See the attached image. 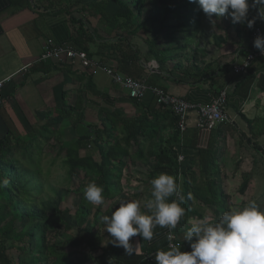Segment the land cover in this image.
<instances>
[{"label": "trees", "instance_id": "trees-1", "mask_svg": "<svg viewBox=\"0 0 264 264\" xmlns=\"http://www.w3.org/2000/svg\"><path fill=\"white\" fill-rule=\"evenodd\" d=\"M25 1L17 0L15 5L22 7ZM65 1L66 15L74 29V50L84 51L90 58L95 55L102 63H111L109 67L116 71L165 92L158 78L175 72L182 78L190 73L195 82L206 80L207 69H202L195 58L200 41L217 44L216 40L223 39V34L228 36L232 32L229 23L224 25L222 35L215 32L217 23L206 22L200 27L198 22L204 13L198 3L190 0ZM254 17V26L264 27L257 12ZM246 29L247 24H241L232 33L239 36ZM139 31L145 34V50L131 42ZM247 34L246 47L250 43ZM96 38L101 43L92 52L90 45ZM149 60H154L157 70L165 75L148 71L144 64ZM62 65L68 71L74 67L70 63ZM77 70L81 71L72 72L70 77L85 80V87L73 105L55 112L59 120L72 119V139H64L52 122L43 125L38 135L30 134L25 139L13 140L10 133L0 138V179L9 181L6 187L0 188V264H85L93 254L103 251L111 254L110 264H156V251L168 247V232L174 235L175 245L182 251H190L183 236L192 220L204 216L219 219L233 208L224 188L226 173L220 169L222 162L216 156L214 145L209 142L205 149L199 148L195 157L184 155L186 137L190 133L195 135L197 128L188 134L186 124L185 130L180 131L177 117L170 109L157 104L153 96L145 111L132 117L99 108L97 122L91 124L85 119V97L88 94L102 99L104 94L90 82L91 69L79 67ZM132 100L137 104L141 101ZM241 116L250 135L246 141L264 161L262 146L256 142L264 134V126H258L257 119ZM90 147L95 148L96 158L85 153ZM136 165L144 167L143 174L131 169L125 172L127 167ZM56 166L61 167L59 172ZM54 173L57 177L52 181ZM160 173L175 177L184 196L185 215L175 229L157 227L163 236L159 242L145 247L143 256L125 255L122 247L109 243L111 237L101 217L110 216L121 201L137 200L144 192H147L146 202L151 198V180ZM241 175L243 180L236 191L244 195L251 171ZM128 179L136 185L129 187ZM91 181L104 188L105 200L100 206L84 197V187ZM61 189L64 194L59 197ZM71 196L78 199L70 208L65 203ZM247 203L241 202L240 207ZM80 246L84 249L78 252Z\"/></svg>", "mask_w": 264, "mask_h": 264}, {"label": "crops", "instance_id": "crops-1", "mask_svg": "<svg viewBox=\"0 0 264 264\" xmlns=\"http://www.w3.org/2000/svg\"><path fill=\"white\" fill-rule=\"evenodd\" d=\"M16 3L17 0H0V81L4 80L0 91L2 98L0 138L10 133L13 140L25 139L30 134L38 135L44 129L42 127L52 122L62 137L70 140L74 137L72 119L59 120L55 112L73 105L77 94L85 87V80L76 81L75 76L70 77L72 72L81 71L77 70L79 64L74 63V67L68 71L64 65L37 62L48 41L72 48L74 29L69 16L66 15V1L26 0L22 7H18ZM252 10V8L249 9V19L254 16ZM250 30L251 28L247 27L246 31H242L239 36L232 32L228 36L223 34V39L216 40L217 44L211 41L206 43L203 42L204 40L200 41L195 58L202 69H207L206 80L195 82L191 78L192 74L189 73L182 78L178 72L158 78L167 93L191 103L208 104L219 90L223 88L226 90L225 108L229 122L218 125L212 130H201L196 126L197 114L194 111L190 112L187 133L189 134V131L194 128H197L198 132L195 135L190 133L186 137V145L182 148L184 155L191 158L197 155L199 148L205 149L209 142H212L216 156L219 162H222L221 171L223 170L226 174L232 173L229 177L225 174V181L237 179L242 173L239 171L253 172V167L258 166L257 162L263 161L259 152H256L246 141V137L250 135L241 115L247 119H257L258 126L261 124L264 126V57L255 59L244 73L234 74L231 71L235 58L238 57L240 60L245 54L241 53L246 49V36L248 32L250 35ZM99 43L101 39L96 38L90 45V51L96 52ZM91 58L98 60L95 55ZM151 61L154 60H149ZM103 64L109 66L111 63ZM147 64L144 65L149 71ZM208 65L210 66L207 67ZM151 72L165 75L160 70ZM91 73L90 82L104 96L101 99L86 95L85 119L88 122L96 124L97 111L103 107L127 117L145 111L152 96L150 93L145 94L137 104L102 70ZM256 142L264 147V134ZM87 150L85 153H90L96 158L95 148L90 147ZM136 166L127 167L125 172L131 169L143 174L144 167ZM261 167L264 169V161ZM253 176L254 174H251L249 183L253 181ZM261 182L264 185L263 176H261ZM126 184L129 187L136 185L131 179H128ZM146 193L144 192L143 196L137 200L145 202ZM162 236L163 233H159V229L156 228L151 241H143L139 236L134 237L132 242L140 243L135 245L136 251L133 254L137 255L136 257L143 256L144 248L159 242ZM111 262V254L103 251L93 254L92 259L85 264H110Z\"/></svg>", "mask_w": 264, "mask_h": 264}, {"label": "clouds", "instance_id": "clouds-1", "mask_svg": "<svg viewBox=\"0 0 264 264\" xmlns=\"http://www.w3.org/2000/svg\"><path fill=\"white\" fill-rule=\"evenodd\" d=\"M198 3L211 20L229 16L232 23L247 24L252 28L256 18L249 19L250 8L257 9L258 18L264 21V0H190ZM253 46L264 55V35H257ZM9 181L0 179V188ZM151 198L121 201L112 214L101 217L105 231L110 234L109 243L122 247L132 255L134 237L143 241L154 238L157 227L175 229L185 215L181 194L174 176L160 173L151 180ZM175 195L176 199L169 198ZM85 199L96 206L104 203V188L91 181L84 187ZM190 251H182L179 245H169L155 253L156 264H264V208L256 201L225 211L219 219L208 216L195 218L183 236Z\"/></svg>", "mask_w": 264, "mask_h": 264}, {"label": "built area", "instance_id": "built-area-1", "mask_svg": "<svg viewBox=\"0 0 264 264\" xmlns=\"http://www.w3.org/2000/svg\"><path fill=\"white\" fill-rule=\"evenodd\" d=\"M257 35H264V27H252L250 32V43L244 51L245 54L240 60L238 57L235 58L231 65V71L234 74L246 72L255 59L264 57V55H261L253 46V42ZM46 61H51L56 63V65L78 63L80 68H89L92 71L102 70L105 75H107L115 85L124 90L131 99L139 100L146 93H150L155 98L157 104L170 109L177 117V126L180 131L185 130L188 115L192 111L197 114L196 126L201 130H211L220 124L229 122V117L225 108L226 90L224 88L219 90L215 98L208 104L191 103L183 98L168 94L158 87L147 86L143 81L123 75L108 65L103 64L101 61L88 57L84 51H76L68 45L55 44L51 41L46 42L37 60V62ZM147 67L150 71L157 70V64L154 61L149 62ZM3 83L4 80H1L0 91L3 87ZM1 104L2 98L0 93V106ZM262 149L264 151V147H262ZM179 160H182V156H179ZM167 239L169 241L168 246L175 245L173 242L174 235L171 232L167 233Z\"/></svg>", "mask_w": 264, "mask_h": 264}, {"label": "rangeland", "instance_id": "rangeland-1", "mask_svg": "<svg viewBox=\"0 0 264 264\" xmlns=\"http://www.w3.org/2000/svg\"><path fill=\"white\" fill-rule=\"evenodd\" d=\"M125 2V0H123ZM252 13L255 14L257 12L256 9L252 8ZM206 22H214L217 23L218 26H216V33H219V35L223 34V28L225 24H230L229 26H231V31L233 32L234 29L240 27V23H232L231 18L229 16H224V17H217L215 16V14L213 15V17L211 18V20L204 14L202 15V20L201 22H198L200 27H204ZM209 29V28H208ZM206 29V30H208ZM252 29V28H251ZM145 38V34H143L142 32L139 31V33L137 34V36H134L131 40L132 43H135L139 48H141L142 50H145L144 48V43H143V39ZM209 39V37H208ZM86 130V129H85ZM89 130V128H88ZM246 159L248 158L247 156L245 157ZM263 162V161H262ZM262 162H260V160L257 162L258 166L256 168L253 167L254 171H251V174H254L253 176V181L249 184V186L247 187V189L245 190V194L244 195H239L237 193V188L239 186V184L242 182L243 180V176L241 175L242 173H246L248 174L249 172L247 171H239L242 172L237 179H233V180H229V181H225V190L229 193L230 198H231V203H232V207H240L241 202H249V200L254 199L260 206L261 208H264V185L263 182L260 183V179L262 176ZM55 169H57V172H59L61 170L60 166H56ZM60 169V170H59ZM46 170V167L45 169ZM237 173V174H239ZM54 175V176H53ZM229 175H232L230 172H227V176L229 177ZM57 176H55V173L52 174V177L50 178L52 181L56 178ZM134 183V182H133ZM62 194H64V190L61 189L59 192V197L62 196ZM59 199V198H58ZM78 198H76V196H71L65 203V206L67 207H74V205L76 204ZM63 206V204H62ZM83 246H80L78 248V252H80L81 250H83Z\"/></svg>", "mask_w": 264, "mask_h": 264}]
</instances>
